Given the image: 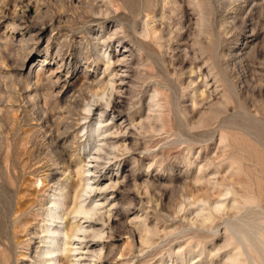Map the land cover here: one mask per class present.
Segmentation results:
<instances>
[{
	"label": "rangeland",
	"instance_id": "rangeland-1",
	"mask_svg": "<svg viewBox=\"0 0 264 264\" xmlns=\"http://www.w3.org/2000/svg\"><path fill=\"white\" fill-rule=\"evenodd\" d=\"M79 223L57 264H264V0H0V264Z\"/></svg>",
	"mask_w": 264,
	"mask_h": 264
},
{
	"label": "bare ground",
	"instance_id": "bare-ground-1",
	"mask_svg": "<svg viewBox=\"0 0 264 264\" xmlns=\"http://www.w3.org/2000/svg\"><path fill=\"white\" fill-rule=\"evenodd\" d=\"M88 111V110H87ZM88 112H90V110L88 111ZM85 186V185H84ZM89 185H87V187H88ZM89 189H91V187H88ZM94 190V189H93ZM86 192H88V191H86ZM68 197H66L65 199H67ZM76 204V203H75ZM53 205L54 206H56L57 207V205H58V202H56V201H53ZM60 205V204H59ZM77 205H79V204H77ZM61 206V205H60ZM63 206H65V204L63 205ZM84 206V205H83ZM53 207V206H52ZM77 208H75V210L74 211H70V213H69V211H66V214H65V217L66 218H64V219H66V224L68 225V223H69V220H70V216L72 215L73 216V214H77V215H84V216H86V219H92V218H94L93 217V211H95V209L93 210V209H91V210H84V208L82 207V205H80V206H76ZM58 208H60L61 209V207H59L58 206ZM52 212V211H51ZM92 212V213H91ZM95 213V212H94ZM57 214V213H56ZM55 214V216H52L51 218L52 219H58V220H60L61 218L60 217H62V216H60V215H56ZM59 214H61V213H59ZM60 216V217H59ZM95 218H96V216H95ZM52 222H54V221H52ZM89 222V221H88ZM90 223V226H93V224H94V222H89ZM70 224V223H69ZM67 228V227H66ZM70 228V227H69ZM85 228V227H84ZM84 228H83V226L79 223L78 225H76V229H75V231H73L72 233H69L70 231L67 229L66 231H63V230H58V229H52L51 227H49V228H47L46 229V233L45 234H47L46 235V237L44 238V240H45V242H44V244H45V248H44V250H43V253H42V257H45V258H47V259H45V262L46 263H48V264H57V262H60V260H61V258L60 259H58L57 258V256H59L58 255V253H60V255L62 256V254L64 255V254H66V253H69L68 255H71L72 254V252H76V251H79L78 249H71V248H69L68 249V247L70 246V247H73V245H77L76 243H74L75 242V239L74 238H76L77 237V234L80 232H83V233H85L86 231L84 230ZM58 234H61V235H63V240H61V242H62V244L61 245H59L58 244V240H57V236H58ZM57 235V236H56ZM60 237V236H59ZM85 238V237H84ZM83 238V239H84ZM82 239V240H83ZM79 244V243H78ZM80 245H83V244H80ZM67 255V256H68ZM71 256H74V254H72ZM81 259V258H80ZM73 263H76V264H79V263H81L80 261H78V262H73Z\"/></svg>",
	"mask_w": 264,
	"mask_h": 264
}]
</instances>
